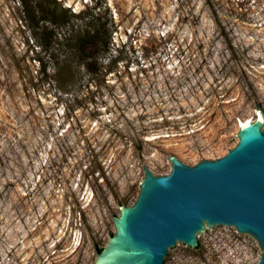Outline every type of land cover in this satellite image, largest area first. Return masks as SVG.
Instances as JSON below:
<instances>
[{"label":"rangeland","instance_id":"1","mask_svg":"<svg viewBox=\"0 0 264 264\" xmlns=\"http://www.w3.org/2000/svg\"><path fill=\"white\" fill-rule=\"evenodd\" d=\"M95 23L87 59L76 42ZM258 107L264 0H0V264H94L145 168L224 156ZM260 255L217 226L165 264Z\"/></svg>","mask_w":264,"mask_h":264},{"label":"water","instance_id":"2","mask_svg":"<svg viewBox=\"0 0 264 264\" xmlns=\"http://www.w3.org/2000/svg\"><path fill=\"white\" fill-rule=\"evenodd\" d=\"M242 127L238 143L216 160L189 166L171 157L172 170H144L134 204L114 217L115 234L94 264H165L181 243L198 247V236L217 226L253 237L264 264V113Z\"/></svg>","mask_w":264,"mask_h":264},{"label":"trees","instance_id":"3","mask_svg":"<svg viewBox=\"0 0 264 264\" xmlns=\"http://www.w3.org/2000/svg\"><path fill=\"white\" fill-rule=\"evenodd\" d=\"M56 23L57 22H55V24ZM103 30L104 29H103V27L101 25H99L98 23H95L94 25L88 26L87 29L82 31L83 32L82 36L78 40V42H76V43H77L78 47H79V44L82 46L80 49H81L82 53L84 54V57L90 58L89 56H85V54H86L87 49L89 50V47H90L91 44H93L94 46H99V44H102L101 35L103 34ZM104 45H105V43H104ZM51 57H52V59H57V61H56V69H57L56 74H57V76H61L63 74V66L60 65L61 61H59V58L56 57L55 55H53ZM64 59L65 60H63L62 62L66 63L65 66L67 67V69L70 68V70L66 74L67 75H68V73L72 74V72H71L72 71V65L69 64V62L71 60L69 59V57H67V58L65 57ZM95 63H97V62H95ZM86 64H87L89 70H92L93 67L96 65V64L94 65V63H93L94 66H92L91 63H86ZM44 69H46V68L44 67ZM102 250L103 249H99L98 251L101 252Z\"/></svg>","mask_w":264,"mask_h":264},{"label":"bare ground","instance_id":"4","mask_svg":"<svg viewBox=\"0 0 264 264\" xmlns=\"http://www.w3.org/2000/svg\"><path fill=\"white\" fill-rule=\"evenodd\" d=\"M261 117H262V114L257 112V114H256V116L254 118H249L247 120L241 121L239 123V130L242 127L246 126L247 124L253 123L255 120H261Z\"/></svg>","mask_w":264,"mask_h":264}]
</instances>
